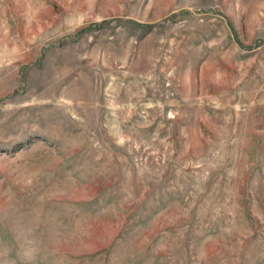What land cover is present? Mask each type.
<instances>
[{
	"label": "rangeland",
	"instance_id": "374dc122",
	"mask_svg": "<svg viewBox=\"0 0 264 264\" xmlns=\"http://www.w3.org/2000/svg\"><path fill=\"white\" fill-rule=\"evenodd\" d=\"M0 264H264V0H0Z\"/></svg>",
	"mask_w": 264,
	"mask_h": 264
}]
</instances>
